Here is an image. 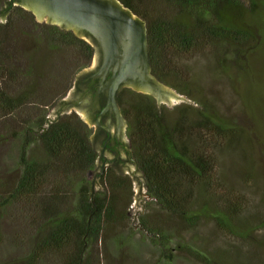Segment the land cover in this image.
Wrapping results in <instances>:
<instances>
[{
  "label": "trees",
  "instance_id": "trees-1",
  "mask_svg": "<svg viewBox=\"0 0 264 264\" xmlns=\"http://www.w3.org/2000/svg\"><path fill=\"white\" fill-rule=\"evenodd\" d=\"M8 1L0 0V12ZM119 1L138 14L134 4L144 0ZM153 1L170 7L174 14L152 19L138 14L146 23L151 72L160 81L174 78V86L189 96L187 82L179 79L182 71L178 61L216 47H244L253 40L254 31L243 20L257 12L262 21L257 28L259 46L264 51V0H248V6L240 0ZM12 9L9 7L8 13ZM10 14L6 23L0 25V75L5 72L8 76L14 74L15 79L24 78L32 72L35 53L45 66L48 56L55 54L66 64L64 56L68 49L83 59L85 64L81 67L90 62L92 46L56 26L37 25L36 34L19 42L17 33L25 20L24 14L33 16L21 7H14ZM19 45L23 49L18 62L27 63L25 73L17 74L9 63H16ZM223 54L218 52L215 58H223ZM6 63L10 69L4 70L2 66ZM52 65L62 70L56 61ZM45 77L44 68L37 71V79L25 81L28 85L17 95L0 90V119L4 124L1 138L19 141V174L11 191L0 197V210L13 207L30 229L32 222L36 223L32 230L36 244L26 257L27 264L40 263L47 254H53L51 262L84 264L88 244L97 241L104 227L116 220L115 184L122 181L112 171L102 176L109 183L111 196L105 201L96 195L91 201L87 175L94 168L96 154L89 142L90 130L76 115L70 114L50 123L44 132L46 118L38 103L48 97L49 85L42 82ZM127 92L132 96L120 95L118 103L128 123V135L147 193L157 207L185 227H196L202 218H208L221 232L245 238L247 235L238 231L233 222L241 216L245 201L240 194L221 186L217 171V151L228 144L237 129L222 120L208 104L202 103L200 108L187 105L188 112L181 109L173 121L145 95ZM12 124L19 130L13 129ZM35 143L41 156L33 152ZM200 200L202 203L195 208ZM141 226L158 238L162 251L170 252L167 236L158 227L145 218ZM261 226L264 227V222ZM191 254L199 258L196 251ZM260 264H264V259Z\"/></svg>",
  "mask_w": 264,
  "mask_h": 264
},
{
  "label": "rangeland",
  "instance_id": "rangeland-1",
  "mask_svg": "<svg viewBox=\"0 0 264 264\" xmlns=\"http://www.w3.org/2000/svg\"><path fill=\"white\" fill-rule=\"evenodd\" d=\"M240 1L244 6H248V0ZM8 8L5 5L2 7L3 10ZM12 8L8 14L0 12V19L6 14L0 25L5 24L11 16L14 7ZM134 8L139 15L149 19L169 17L171 14L170 7L153 0L135 3ZM138 14L135 15L140 18ZM24 17L19 34L17 33L19 42L22 38L28 40L32 34H36L37 25L49 26L26 14ZM243 22L251 25L247 26L254 31L253 40L246 42L244 47H216L218 52L224 53L223 58L218 60L215 58L218 52L212 48L178 61L182 71L179 79L187 82L191 96L174 86V78L158 81L177 95L185 97L193 108H200L202 103L208 104L222 120L237 129L228 144L217 151V171L221 186L224 185L230 192L240 194L245 201L241 216L233 222L238 231L247 236L241 239L225 234L208 218H202L196 227H185L180 220L172 218L157 207L147 193L146 182L140 169L129 163L126 166L128 170L124 167L128 174L114 172L122 181L118 185L115 184L116 220L104 227L97 241L88 244L84 264H260L264 259V227L261 226L264 222V51L259 46L261 39L259 32L257 33V28L262 25L260 12L247 16ZM249 47L252 50H247ZM17 49L19 53L16 55V63L9 64L13 65L15 73H25L27 62H18L23 48L19 45ZM57 56L58 54L48 56L45 66L37 60L38 55L35 53L32 72L24 78L17 75L18 79H15L14 74L8 76L2 72L0 90L17 95L28 85L25 81H35L37 71L44 68L46 77L42 82L45 86L49 85V92L48 97L39 102L38 106L46 118L49 110L68 93L75 82L74 77L82 70L88 69L91 63L90 60L86 67H81L85 62L70 49L64 56L66 64ZM54 61L58 64L57 67H62L61 71L53 67ZM9 64L2 66L4 70L10 69ZM65 69L68 70L61 78ZM127 91L138 93L132 89L123 90L118 96H132ZM186 106L187 104L174 103L172 106L162 104L159 108H163L166 117L174 121L179 117L181 109L188 112ZM70 114L76 115L88 128L92 127L73 109H70L68 114L58 115V118ZM3 126L0 119V197H5L11 191L19 174V141H4L1 138L4 136ZM12 127L16 131L19 130L18 126L12 124ZM33 146V152L41 156L39 145L35 143ZM96 171L97 169L93 168L87 175L92 198L97 195L106 201L111 196L110 186L102 177L96 178ZM201 203V200L197 201L195 208ZM121 215H124V218ZM143 218L167 236L170 252L162 251L158 238H154L142 228ZM34 226L36 223L32 222L30 229L25 219H22L21 214L13 207H7L5 211L0 210V264H27L26 257L36 244L35 232L32 231ZM193 250L199 258L191 254ZM45 257L42 262L35 264L57 263L51 262L53 254H47Z\"/></svg>",
  "mask_w": 264,
  "mask_h": 264
},
{
  "label": "water",
  "instance_id": "water-1",
  "mask_svg": "<svg viewBox=\"0 0 264 264\" xmlns=\"http://www.w3.org/2000/svg\"><path fill=\"white\" fill-rule=\"evenodd\" d=\"M5 6L21 7L39 23L73 31L77 38L94 49L89 68L74 77L75 82L68 93L49 110L43 129L45 132L58 115L68 114L70 109L93 126L94 134L100 126L105 133L102 172L108 133L97 120L107 111L115 118L116 126L125 129L126 120L117 103L120 91L132 89L142 93L158 108L162 104L192 105L185 97L162 85L152 74L146 23L119 0H9ZM94 134L89 139L91 143Z\"/></svg>",
  "mask_w": 264,
  "mask_h": 264
},
{
  "label": "flooded vegetation",
  "instance_id": "flooded-vegetation-1",
  "mask_svg": "<svg viewBox=\"0 0 264 264\" xmlns=\"http://www.w3.org/2000/svg\"><path fill=\"white\" fill-rule=\"evenodd\" d=\"M8 9L1 10V13H7ZM120 93V92H119ZM118 93V95H119ZM118 103V96H117ZM118 106L120 107L119 103ZM120 112L122 117L125 119L122 109L120 107ZM126 120V119H125ZM97 122L105 127L108 133V141L104 145L106 160L104 162V168L102 172V146L104 143L105 133L98 126L97 133L94 134L93 126L89 127V139L94 134L91 147L96 154L94 168L97 169L95 172L96 178H100L104 175L110 173V171L119 172L120 174H128L126 167L129 163L137 164V161L134 157L133 147L131 139L128 135V123L126 120L125 129H119L115 124V118L107 111H104L103 114L99 117ZM88 127V126H87ZM124 167L127 169L125 170ZM139 168V165H138ZM140 169V168H139ZM102 172V173H101Z\"/></svg>",
  "mask_w": 264,
  "mask_h": 264
}]
</instances>
